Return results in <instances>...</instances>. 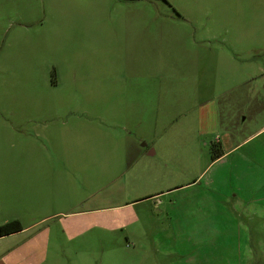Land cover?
<instances>
[{"label":"rangeland","instance_id":"374dc122","mask_svg":"<svg viewBox=\"0 0 264 264\" xmlns=\"http://www.w3.org/2000/svg\"><path fill=\"white\" fill-rule=\"evenodd\" d=\"M244 16L263 48L264 0H0V174L35 178L31 207L1 211L23 230L0 238V264H264V201L244 162L264 132L219 162L227 129L198 126L246 108L219 98L230 53L243 75L256 67L232 145L264 126V52L229 47L252 44L236 36Z\"/></svg>","mask_w":264,"mask_h":264},{"label":"crops","instance_id":"0c3cea01","mask_svg":"<svg viewBox=\"0 0 264 264\" xmlns=\"http://www.w3.org/2000/svg\"><path fill=\"white\" fill-rule=\"evenodd\" d=\"M137 2H143L146 0H136ZM135 0H132V2H136ZM177 18H181L180 16H176ZM241 26L239 33H236L237 37H240V39H247V41L243 42V45H247L248 43H252L249 48H245L243 50H237L235 46L230 44V49L236 51L235 53H239L242 55H250L253 52L261 51L264 52V47H257L253 46L255 45V19H252V16H244V18L240 17V20H237ZM244 22V24H243ZM243 24V25H242ZM258 35H264V31L258 32ZM249 39V40H248ZM253 39V40H252ZM241 43V41L237 42ZM253 46V47H252ZM260 48V49H259ZM237 54V55H239ZM225 57V55H224ZM222 58L221 63L218 65V80L219 83L224 87V91L222 92L221 99H225L227 97V94L231 95L235 93L234 100L236 104H239L240 102L246 103L245 110H240L239 113H232L229 112L227 117H224L222 114L219 115L218 110L207 112L203 114L201 119H198V126L201 128V132L203 135H207L209 133H214L215 130H218L219 128H225L227 129V132L224 133L223 138H219L216 140V144L218 145L219 149L222 150L223 156H221L218 160L219 162L226 160L227 158H230L232 155L236 154L240 151V147L244 144L251 143V139L253 137H257L259 134L264 132V126L256 132L254 135L250 136L243 142L237 144V146L232 145V132L234 131V128H239L240 125H245L248 120L251 118L252 110H255V89L253 90V93H247V95H243L240 92L242 91V87H245L251 84V81H255V69L256 67H253V72L251 74H242V68L243 65L241 64L240 58H236L230 55L226 56L225 58ZM250 58V57H249ZM249 66H252L253 64L249 63ZM259 72L264 75V68H261L259 66L258 68ZM260 74V75H261ZM238 92V93H236ZM202 107V106H201ZM134 119L137 118V121L133 120L132 122H128V130L132 133L130 134V137L135 136V138H139L138 129H141V123L144 125L145 121L142 119L145 118L144 115H141L140 112H137L134 114ZM128 118V117H127ZM33 121L32 123H34ZM37 125V124H36ZM202 125V126H201ZM40 126V125H38ZM133 130H132V129ZM134 128H138L135 129ZM183 129V128H181ZM256 140V139H255ZM142 141V140H139ZM251 141V142H250ZM259 142V143H257ZM136 145V144H135ZM81 147V145H78ZM90 149L93 150V145L90 144ZM140 146V145H139ZM61 147V146H60ZM60 147H57L60 149ZM150 146H148L149 148ZM244 148V147H243ZM255 151V159L251 158H244L245 155H242L245 163L250 164L251 166H254L255 168V202L257 201H264V195H258L259 190H264V141H255V146L252 148ZM242 150V149H241ZM23 162L27 163L29 161V158L32 155V151L30 150L28 152V149H23ZM155 152L152 151L150 155H154ZM142 155V153H140ZM212 159V158H211ZM213 161V160H212ZM44 180H37L36 182H43ZM35 183V178L32 175H28L27 173L23 174L22 176H16L13 174L7 175L6 173L0 174V214L1 211H3L6 207H15L19 208L20 211L27 209L28 205L31 207L32 204V187ZM261 196L262 199H256V197ZM93 210H89L88 212H92ZM2 216L0 215V224L6 222L7 220H4ZM5 252L4 250L0 249V258ZM27 258V257H26ZM30 261V260H29ZM2 262V261H0ZM31 262V261H30Z\"/></svg>","mask_w":264,"mask_h":264},{"label":"trees","instance_id":"16d2710c","mask_svg":"<svg viewBox=\"0 0 264 264\" xmlns=\"http://www.w3.org/2000/svg\"><path fill=\"white\" fill-rule=\"evenodd\" d=\"M211 150H212L211 158L213 161H216L221 156H223L222 150H219V147L216 143L212 145ZM22 230H23V226L20 221L17 220L10 221L0 226V238L12 235Z\"/></svg>","mask_w":264,"mask_h":264}]
</instances>
